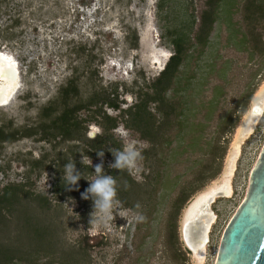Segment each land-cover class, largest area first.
<instances>
[{
    "label": "rangeland",
    "instance_id": "1",
    "mask_svg": "<svg viewBox=\"0 0 264 264\" xmlns=\"http://www.w3.org/2000/svg\"><path fill=\"white\" fill-rule=\"evenodd\" d=\"M158 1L7 0L1 5L0 52L16 62L17 84L0 106V126L37 132L0 143V188L21 182L30 196L13 205L0 224V245L24 254L10 264H195L182 239V218L195 198L224 176L237 129L264 83V51L257 50L264 49V20L248 31L246 49L229 39L228 24L221 19L210 45L190 67L194 77L188 88L167 91L162 107L150 102L149 127L124 116L128 125L119 121L103 143V157H93L91 139L108 138L100 125L103 115H120L107 100L128 108L151 92L149 83L173 52L174 27L198 18L205 3L170 0L159 11ZM8 3L15 13H3ZM233 20L244 30L251 27L242 21V11ZM155 54L161 64L153 62ZM69 80L73 89L64 96ZM66 107L78 108L73 134L78 139L37 128ZM129 142L142 148L143 159L137 169L119 173V213L113 210V220L97 222L91 197L81 193L95 179L96 164L102 162L103 173L112 176L110 149L122 150ZM263 145L264 110L240 141L232 196L211 205L216 220L203 264H215ZM69 161L82 176L79 188L65 196L53 187L63 181ZM35 193L48 203L35 199ZM42 228L45 234L39 237Z\"/></svg>",
    "mask_w": 264,
    "mask_h": 264
},
{
    "label": "trees",
    "instance_id": "2",
    "mask_svg": "<svg viewBox=\"0 0 264 264\" xmlns=\"http://www.w3.org/2000/svg\"><path fill=\"white\" fill-rule=\"evenodd\" d=\"M7 0H0L1 5ZM170 0H159L158 10L163 11ZM243 1V2H242ZM241 2V4H240ZM242 11L243 22H247L251 25L248 30H244V25L240 21H234L233 15ZM16 12L15 7L7 8L3 10L4 14H11ZM2 13V11L0 12ZM20 16V15H19ZM20 18H15L18 22ZM198 19V20H197ZM224 19L228 24L230 30L229 39L234 40V43L241 48H245L249 42L248 31H251L257 22L264 20V0H205L204 7L191 23L185 22L184 24H178L174 27L172 36L169 38V42L172 45L173 52L169 56L164 68L160 71L157 77L149 83L151 92H144V98L139 102L129 106L128 108H121L119 103L114 100H107L106 103L115 109H120L119 116L103 115V119L100 125L104 129V134L107 139H104L102 135L96 136L91 139V149L94 152H88L89 155L97 157V151L103 150V143L109 140L110 130L117 128L119 121L125 122L124 116L135 119L138 126H147L148 121L153 117L148 110V104L151 102L159 103V106L165 104V96L167 91L173 90L175 93L184 91L191 83V79L194 77L193 72L190 69L191 65H194L204 52L205 48L211 43V34L214 30V26L219 24L220 20ZM254 41V36H252ZM260 38L255 39L259 41ZM256 46H253L255 48ZM246 49H248L246 47ZM261 49V50H260ZM257 50L264 51L263 48H257ZM74 80H69V84L62 89L64 96H67L68 92L73 89ZM166 105V104H165ZM77 107H66L58 115L52 117L49 123H43L37 128L43 130L53 137L60 134L66 139H78L73 137L75 130L78 129V119L75 117ZM45 112L44 116H49ZM126 118V119H128ZM125 124H127L125 122ZM128 125V124H127ZM34 127L24 129H6L4 126H0V143L12 142L20 139L21 137L31 136L37 132L34 131ZM46 137V136H44ZM108 148V147H107ZM111 174L113 178L118 181L119 173H122L119 169H112ZM74 187V186H73ZM73 187H65L63 181L55 182L53 191L56 193H62V195L70 196L73 194ZM124 192L122 191V195ZM39 202H47L48 199L43 194H32ZM23 197H30L27 192L24 191V184L9 183L0 188V224L5 221L8 211L13 208V205L20 203ZM117 199H123L121 196H117ZM4 220V221H3ZM29 223V221H28ZM37 228H35V231ZM39 237L44 236L45 232L37 231ZM14 259L22 261L24 254L21 253L17 247L9 248L7 246L0 245V264H10Z\"/></svg>",
    "mask_w": 264,
    "mask_h": 264
},
{
    "label": "bare ground",
    "instance_id": "3",
    "mask_svg": "<svg viewBox=\"0 0 264 264\" xmlns=\"http://www.w3.org/2000/svg\"><path fill=\"white\" fill-rule=\"evenodd\" d=\"M0 57H3L5 59L4 70L7 76H11V73L8 71L9 59L14 62L16 74L14 80L10 78L0 79V84H3L5 87L3 98L0 99V105H5L10 99L11 93L15 89L17 84V68L16 62L6 53L0 52ZM153 58L154 63L160 62L161 64V61L158 59L156 54ZM263 110L264 83L257 94V98L255 99L254 104L237 129L235 139L232 143L230 154L228 156L227 167L224 176L219 181L215 182L213 185L207 188L204 192L199 194L186 210L183 222V230L186 242L192 249V256L194 258L195 264H203L206 260L209 233L212 224L216 220V214L212 210L211 205L218 197L232 196L234 192L232 178L235 171V160L240 149V141L242 137H244L251 131L253 125L262 115ZM201 240H206V243L201 245ZM201 248L203 249V251H201Z\"/></svg>",
    "mask_w": 264,
    "mask_h": 264
},
{
    "label": "water",
    "instance_id": "4",
    "mask_svg": "<svg viewBox=\"0 0 264 264\" xmlns=\"http://www.w3.org/2000/svg\"><path fill=\"white\" fill-rule=\"evenodd\" d=\"M186 210L181 234L192 253L183 230ZM215 264H264V145L250 173L246 195L222 235Z\"/></svg>",
    "mask_w": 264,
    "mask_h": 264
},
{
    "label": "clouds",
    "instance_id": "5",
    "mask_svg": "<svg viewBox=\"0 0 264 264\" xmlns=\"http://www.w3.org/2000/svg\"><path fill=\"white\" fill-rule=\"evenodd\" d=\"M114 156V162L109 167L124 171H133L137 169L138 161L143 159L142 148L135 143H127L122 150L110 149ZM102 150L97 151V156L103 157ZM85 164V161H82ZM95 179L89 180V186L81 193L82 198L88 199L89 196L93 201L95 219L97 222H107L113 220V210L118 209L119 201L116 199V180L111 175H105L102 171V162L94 166ZM82 173L78 171L72 161L63 166V183L65 187L79 188L78 181ZM125 187L127 185L125 184ZM139 208V205H136ZM117 213V214H118ZM123 217V216H121ZM137 220H143L142 215L136 216Z\"/></svg>",
    "mask_w": 264,
    "mask_h": 264
},
{
    "label": "snow or ice",
    "instance_id": "6",
    "mask_svg": "<svg viewBox=\"0 0 264 264\" xmlns=\"http://www.w3.org/2000/svg\"><path fill=\"white\" fill-rule=\"evenodd\" d=\"M4 63H5V59L3 57H0V79H5V78H10L12 80L15 79V67H14V62H12L10 59L8 60V64H9V69L8 71L11 73V76L8 77L5 70H4ZM5 91V87L3 84H0V99L3 98V94ZM204 243H206V240H201L200 244L203 245ZM190 247V245H189ZM201 251H203V249L201 248Z\"/></svg>",
    "mask_w": 264,
    "mask_h": 264
}]
</instances>
